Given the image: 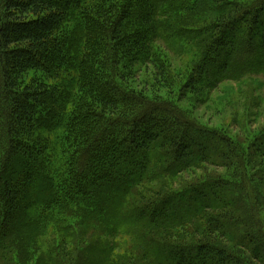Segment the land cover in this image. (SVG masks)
I'll list each match as a JSON object with an SVG mask.
<instances>
[{"label":"trees","instance_id":"obj_1","mask_svg":"<svg viewBox=\"0 0 264 264\" xmlns=\"http://www.w3.org/2000/svg\"><path fill=\"white\" fill-rule=\"evenodd\" d=\"M167 1L0 0V264H264V127L239 139L182 106L264 84V0H191L186 74L158 51L185 25Z\"/></svg>","mask_w":264,"mask_h":264},{"label":"rangeland","instance_id":"obj_2","mask_svg":"<svg viewBox=\"0 0 264 264\" xmlns=\"http://www.w3.org/2000/svg\"><path fill=\"white\" fill-rule=\"evenodd\" d=\"M115 1L117 6H121L126 0H112ZM191 0H168L163 5V10L158 14L160 18H167L172 12L173 17L177 22L185 24L177 26V29L173 32L166 31L167 36L170 37L167 41H159L158 51L161 54L165 53L170 61L172 67H175L179 72L183 71L188 73L190 68L194 66L197 62L196 56L199 55V44L198 40L191 41L186 36L176 35L178 30H186L193 25V21L190 18L191 13L188 11V5ZM246 4L252 2L253 0H239ZM133 6H135L133 4ZM132 6V7H133ZM123 6L121 7V9ZM135 14V8L132 11ZM188 18L189 20H181V18ZM170 21H166V25ZM68 29L70 27H67ZM135 82L137 89L147 86L151 81L150 73L147 71H140ZM245 78V77H243ZM237 82L225 81L219 83L218 87H212L204 84V91L199 95L205 97V102L201 104L195 103L193 106L189 103H182L183 108L191 111L193 116L197 117L201 122L207 123L208 125L217 126L222 128L229 134L242 139L247 135V131L256 132L264 127V84H261L260 80L255 76L251 79H243ZM203 82H208L207 79ZM145 84V85H144ZM163 96V95H162ZM196 109V111L193 109ZM249 111H251L249 113ZM195 113V114H194ZM252 115H258L255 119L251 121H246V117ZM54 165L53 170H57L59 159H53ZM218 174H222L223 170H218ZM195 176L191 173L182 179L190 180ZM18 186V182L16 183ZM255 212L252 214V218L256 223L258 229L264 232V200H261L259 205L253 203ZM187 226L183 228L184 235L190 239L194 240L200 236V233L205 230L202 218L197 221V223L192 227L190 233L186 232ZM112 242H117L118 245L115 246L113 255L118 254L123 256L128 247L131 244L128 235L118 236L111 240ZM85 243V242H84ZM36 258L31 260L30 264H34Z\"/></svg>","mask_w":264,"mask_h":264}]
</instances>
